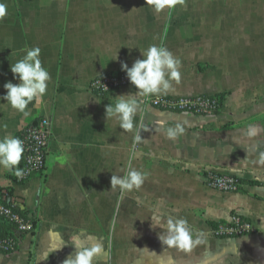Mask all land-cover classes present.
<instances>
[{"label":"crops","instance_id":"crops-1","mask_svg":"<svg viewBox=\"0 0 264 264\" xmlns=\"http://www.w3.org/2000/svg\"><path fill=\"white\" fill-rule=\"evenodd\" d=\"M0 97L12 81L11 64L39 47L51 75L41 103L29 115L0 99V138L17 136L47 117L52 140L43 172L18 183L0 167V186L13 187L36 221L18 249L0 252V264H64L74 254L72 236L81 230L103 241L93 264H264V0H184L157 13L146 0H0ZM167 47L181 65V82L167 96L224 94L216 114L155 108L135 88L107 95L87 89L100 75L129 67L150 45ZM130 94L139 110L134 132L105 117L106 106ZM127 98V97H126ZM179 124L175 140L166 128ZM4 125L7 127L5 128ZM249 126L257 129L248 135ZM131 166L147 172L139 190L111 191L113 174ZM209 172L241 178L238 191L221 192L206 183ZM159 213V226L151 217ZM239 213L254 225L250 234L222 238L218 220ZM188 221L204 244L191 252L167 248L159 239L167 218Z\"/></svg>","mask_w":264,"mask_h":264},{"label":"clouds","instance_id":"clouds-1","mask_svg":"<svg viewBox=\"0 0 264 264\" xmlns=\"http://www.w3.org/2000/svg\"><path fill=\"white\" fill-rule=\"evenodd\" d=\"M146 4L151 6L157 13L162 12L165 8L171 10L177 4L183 5L184 0H146ZM7 15V6L0 2V19ZM41 49L37 46L26 49L25 54L15 63L11 64L10 70L13 78L19 83L9 81L4 84L6 93L0 99L6 100L7 103L25 117L29 115L28 105L35 101L41 103L42 98L48 90L51 81L50 72L42 66L40 59ZM142 59H136L131 67L126 62L121 63V70L126 73L130 84L136 89L137 94L143 97H150L166 93L171 87V81L177 84L181 82V72L179 71L181 61L164 46L156 44L150 45L147 49L141 51ZM115 103L106 106L105 117L107 120H115L118 126L127 132H134V141L140 142V128L134 123L135 117L139 110L137 100L130 94L119 95ZM127 97V98H126ZM6 128L7 126L4 125ZM257 129L249 126L248 135L256 134ZM184 133V128L177 124L175 128H166V135L169 139L175 140ZM24 143L19 137L5 135L0 138V167L14 172L17 177L23 175V170L19 167L24 154ZM136 156L132 153L129 158L128 171L123 176L113 174L111 177V191L117 188L124 192L139 190L144 183L147 172L137 170L131 166V161ZM264 164V157L260 160ZM151 220L152 227L156 228L160 224L161 215L153 213ZM203 233L196 235L192 233L188 221L181 217L167 218V224L164 231L159 233V239L167 248H177L184 252H191L197 245L205 243L202 238ZM74 245V254L64 261V264H93L94 258L100 254H107L102 240L95 236L85 233L83 230L72 236ZM64 246L58 245L44 252L37 259L46 260L49 255L57 249Z\"/></svg>","mask_w":264,"mask_h":264},{"label":"built area","instance_id":"built-area-1","mask_svg":"<svg viewBox=\"0 0 264 264\" xmlns=\"http://www.w3.org/2000/svg\"><path fill=\"white\" fill-rule=\"evenodd\" d=\"M125 86L134 88L126 73L122 70L109 72L91 79L87 89L99 95ZM223 101L212 94H199L191 96L153 95L145 97L142 102L158 109L190 112L194 114H216L223 107ZM52 124L47 117H41L25 127L19 136L24 143L23 175L15 179L16 182H27L35 173L43 172L47 166V158L52 140ZM206 183L213 189L221 192L238 191L243 187L241 178L232 174H218L209 172ZM0 215L5 216L18 225L21 232H32L34 223L30 218H25L13 207L0 202ZM253 223L239 213H233L229 218L218 220L212 232L217 237L231 238L250 234L254 231ZM17 241L10 237L0 235V251H16Z\"/></svg>","mask_w":264,"mask_h":264},{"label":"trees","instance_id":"trees-1","mask_svg":"<svg viewBox=\"0 0 264 264\" xmlns=\"http://www.w3.org/2000/svg\"><path fill=\"white\" fill-rule=\"evenodd\" d=\"M216 97H218L221 101L224 100L225 95L222 94H215ZM21 134V131L17 134L16 137H19ZM19 167L22 169L23 167V158L20 162ZM10 177L13 178L14 180L17 178V176L14 174V172H10ZM26 183V182H22ZM18 198L15 195V191L13 187H5V186H0V202L9 205L13 207L17 212H19L22 216L25 218H30L29 212L26 208L20 209L18 208ZM32 222L34 223V227H37L36 221L31 217ZM35 228L32 231L35 233ZM28 232H21L18 229V225L11 221L10 219L6 218L5 216L0 215V235L2 237H10L13 238L14 240L17 241V249L20 245L21 239L23 235L27 234ZM1 253H7V254H12L14 251H0Z\"/></svg>","mask_w":264,"mask_h":264},{"label":"water","instance_id":"water-1","mask_svg":"<svg viewBox=\"0 0 264 264\" xmlns=\"http://www.w3.org/2000/svg\"><path fill=\"white\" fill-rule=\"evenodd\" d=\"M17 205H18V208L24 209V205L22 203H18Z\"/></svg>","mask_w":264,"mask_h":264}]
</instances>
